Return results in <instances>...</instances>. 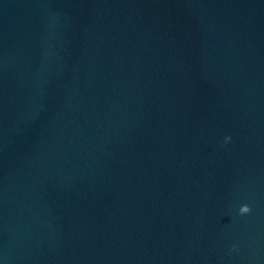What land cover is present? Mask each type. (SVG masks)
<instances>
[{
  "label": "water",
  "instance_id": "1",
  "mask_svg": "<svg viewBox=\"0 0 264 264\" xmlns=\"http://www.w3.org/2000/svg\"><path fill=\"white\" fill-rule=\"evenodd\" d=\"M0 264H264V0H0Z\"/></svg>",
  "mask_w": 264,
  "mask_h": 264
},
{
  "label": "clouds",
  "instance_id": "2",
  "mask_svg": "<svg viewBox=\"0 0 264 264\" xmlns=\"http://www.w3.org/2000/svg\"><path fill=\"white\" fill-rule=\"evenodd\" d=\"M230 139H231L230 136H228V137L225 138L226 141H227V140H230ZM239 211H240L241 214L248 213V212L251 211V206H250L249 204L245 203V204H243V205L240 207Z\"/></svg>",
  "mask_w": 264,
  "mask_h": 264
}]
</instances>
